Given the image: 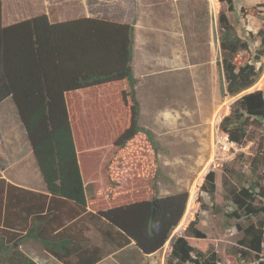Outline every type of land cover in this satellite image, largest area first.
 I'll list each match as a JSON object with an SVG mask.
<instances>
[{"label": "rangeland", "instance_id": "obj_1", "mask_svg": "<svg viewBox=\"0 0 264 264\" xmlns=\"http://www.w3.org/2000/svg\"><path fill=\"white\" fill-rule=\"evenodd\" d=\"M1 1L3 26L44 14L55 21L125 19L134 23V33L137 29L132 69L138 123L152 132L158 148L153 149L142 134L122 148L115 145L129 122L120 83L66 94L87 211L97 213L179 194H187V201L179 224L158 251L143 254L131 243L108 255L104 264H165L172 241L186 235L194 219L200 242L214 249L218 264H240L234 255L240 238L235 226L245 220L232 205L222 177L238 189L255 183L264 187V166L255 160L264 148V128L249 119L246 140L233 147L220 125L232 114L237 99L264 89V58L255 59L261 48L258 33L264 22V0H232L230 7L219 0H139L138 24L136 0ZM221 17L238 39L234 65L252 64L262 70L251 89L233 97L220 94L223 79L216 62L221 59ZM8 103L13 105L11 100L4 105ZM210 174L215 185L212 197L205 184ZM84 235L91 244L113 250L91 227ZM29 250L40 264H62Z\"/></svg>", "mask_w": 264, "mask_h": 264}, {"label": "trees", "instance_id": "obj_2", "mask_svg": "<svg viewBox=\"0 0 264 264\" xmlns=\"http://www.w3.org/2000/svg\"><path fill=\"white\" fill-rule=\"evenodd\" d=\"M229 7L232 0H219ZM220 41L219 68L221 96H237L251 89L261 76L252 64L236 67L233 55L238 39L224 17ZM261 48L256 58H264V22L258 33ZM134 23H117L97 18L50 22L46 15L3 26L0 0V103L10 98L25 131L33 158L47 194L17 188L0 179V264H35L20 251L28 239L62 264H97L131 243L143 254L158 251L183 217L187 194L110 208L87 211L82 179L66 94L120 83V98L129 111L127 129L115 145L122 148L142 134L158 148L151 131L141 127L132 69ZM264 128V89L242 95L220 127L228 140H246L249 119ZM264 166V148L255 157ZM222 185L243 224L235 226L240 238L234 255L238 263L252 259L264 264V187L258 183L237 188L222 177ZM207 193L215 192L214 176L206 179ZM236 217V214H233ZM172 241L165 264H218L213 248L202 244L194 228ZM97 232L113 247L107 251L91 244L84 232Z\"/></svg>", "mask_w": 264, "mask_h": 264}, {"label": "crops", "instance_id": "obj_3", "mask_svg": "<svg viewBox=\"0 0 264 264\" xmlns=\"http://www.w3.org/2000/svg\"><path fill=\"white\" fill-rule=\"evenodd\" d=\"M2 12H3V3H2ZM134 13H135L136 22L138 24L140 19L139 0H136L135 2ZM103 20L128 24V21L125 19L123 20L103 19ZM49 21L65 22L69 20H56V21L49 20ZM9 100L11 99L7 98L6 100L0 103V179L4 180L6 183L11 184L17 188L46 195L47 194L46 188L43 184L41 175L33 158L31 147L26 138V134L21 125V122L19 121L15 107L14 105L11 106L10 103L4 105ZM19 249L35 264H40V261L35 258V255L31 253L29 249L38 250L45 257L49 256V254L45 250H43L42 246L38 242L32 239L26 240L20 246ZM122 250L124 249H121L118 252ZM50 257L52 256L50 255ZM107 259L108 257L104 258L102 261H100L97 264H104V262H106Z\"/></svg>", "mask_w": 264, "mask_h": 264}, {"label": "built area", "instance_id": "obj_4", "mask_svg": "<svg viewBox=\"0 0 264 264\" xmlns=\"http://www.w3.org/2000/svg\"><path fill=\"white\" fill-rule=\"evenodd\" d=\"M230 144H231L233 147H237V145H238V144H236V143H231V142H230ZM223 149H224L225 151L228 150L226 146H224Z\"/></svg>", "mask_w": 264, "mask_h": 264}, {"label": "clouds", "instance_id": "obj_5", "mask_svg": "<svg viewBox=\"0 0 264 264\" xmlns=\"http://www.w3.org/2000/svg\"><path fill=\"white\" fill-rule=\"evenodd\" d=\"M232 143V142H231Z\"/></svg>", "mask_w": 264, "mask_h": 264}]
</instances>
